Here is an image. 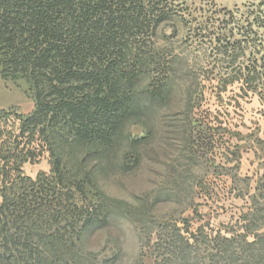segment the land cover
<instances>
[{
    "label": "rangeland",
    "instance_id": "rangeland-1",
    "mask_svg": "<svg viewBox=\"0 0 264 264\" xmlns=\"http://www.w3.org/2000/svg\"><path fill=\"white\" fill-rule=\"evenodd\" d=\"M168 2L152 38L162 66L137 86L139 114L102 146L59 148L69 200L95 225L78 234L83 208L43 223L59 229L68 263L264 264V0ZM34 106L0 68V113ZM49 149L39 140L22 175L49 173ZM31 226L15 229L25 237Z\"/></svg>",
    "mask_w": 264,
    "mask_h": 264
},
{
    "label": "trees",
    "instance_id": "trees-1",
    "mask_svg": "<svg viewBox=\"0 0 264 264\" xmlns=\"http://www.w3.org/2000/svg\"><path fill=\"white\" fill-rule=\"evenodd\" d=\"M170 6L168 0H0L1 75L24 81L35 105L26 116L0 113V264H71L59 229L43 223L83 208L78 234L95 225L89 207L69 200L74 187L59 148L66 139L102 146L139 114L137 86L162 66L152 38ZM165 86L158 83L151 97L162 96ZM39 140L50 147L51 170L33 180L22 167L40 156ZM47 196L60 200L46 203ZM23 224H32L25 237L15 229Z\"/></svg>",
    "mask_w": 264,
    "mask_h": 264
}]
</instances>
